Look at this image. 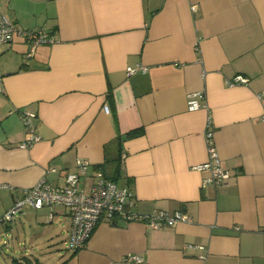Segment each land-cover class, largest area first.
I'll return each instance as SVG.
<instances>
[{
  "label": "crops",
  "instance_id": "obj_1",
  "mask_svg": "<svg viewBox=\"0 0 264 264\" xmlns=\"http://www.w3.org/2000/svg\"><path fill=\"white\" fill-rule=\"evenodd\" d=\"M0 14L54 39L29 59L19 34L0 44V219L41 179L62 187L77 160L89 162L85 192L101 170L131 190L134 213L191 218L160 231L101 221L73 252L63 206H26L0 227L1 258L264 264V0H0ZM138 65L146 71L128 76ZM237 76L248 83L229 86ZM196 92L205 107L190 112ZM22 110L35 114L40 138L28 149ZM207 130L229 174L218 187L192 169L207 161Z\"/></svg>",
  "mask_w": 264,
  "mask_h": 264
},
{
  "label": "built area",
  "instance_id": "obj_2",
  "mask_svg": "<svg viewBox=\"0 0 264 264\" xmlns=\"http://www.w3.org/2000/svg\"><path fill=\"white\" fill-rule=\"evenodd\" d=\"M14 34H19L27 42L26 57L28 59L32 58L39 46L54 42L52 36L45 29L23 30L0 14V44L11 43ZM137 71L145 72L146 69L140 65L126 69L128 76L135 74ZM247 83V78L237 76L228 84L229 86H237ZM1 87L2 75L0 74V92ZM202 99L203 94L201 92L188 94L186 98L187 110L193 112L204 108L205 106L200 103ZM19 116L25 128V138L20 147L28 149L40 140L34 124L36 116L33 112L27 110H22ZM204 137L208 156L207 161L194 166L192 169L197 172H208L209 176L202 181L204 186L206 184L215 187L224 185L229 178V174L221 166L213 141V132L207 130ZM88 167L89 162L77 160L76 170L65 176L62 187L53 186L41 179L35 186L25 190L21 197L16 199L13 205L2 215L0 227L12 223L23 213L26 206H31L34 209L43 207L51 209L55 205H61L67 210L70 217L66 248L69 251L77 252L85 247L96 226L101 221L140 222L153 231L173 227L179 222L191 221V218L181 211H175L173 214L162 210H154L145 215L134 213L131 210L133 205L131 190L128 187H119L114 181L106 179L101 170L96 172L89 191L85 192L84 189L78 187V183L80 178L85 176ZM52 216L53 214L50 212L48 222H51ZM186 248L202 249L200 246L190 244ZM123 262L125 264H145V259L142 255L131 254L126 255Z\"/></svg>",
  "mask_w": 264,
  "mask_h": 264
},
{
  "label": "rangeland",
  "instance_id": "obj_3",
  "mask_svg": "<svg viewBox=\"0 0 264 264\" xmlns=\"http://www.w3.org/2000/svg\"><path fill=\"white\" fill-rule=\"evenodd\" d=\"M2 257H3V258L0 257V264H12L11 261H10V260H11V259H10L11 254H10L8 257H5V256H3V255H2ZM12 257L17 259L19 256H12ZM8 258H9V259H8ZM3 260H4V262H3Z\"/></svg>",
  "mask_w": 264,
  "mask_h": 264
},
{
  "label": "trees",
  "instance_id": "obj_4",
  "mask_svg": "<svg viewBox=\"0 0 264 264\" xmlns=\"http://www.w3.org/2000/svg\"><path fill=\"white\" fill-rule=\"evenodd\" d=\"M118 170H115V172H117Z\"/></svg>",
  "mask_w": 264,
  "mask_h": 264
}]
</instances>
